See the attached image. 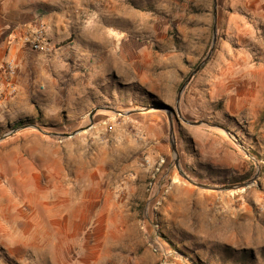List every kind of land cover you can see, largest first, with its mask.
Instances as JSON below:
<instances>
[{
  "label": "rangeland",
  "instance_id": "374dc122",
  "mask_svg": "<svg viewBox=\"0 0 264 264\" xmlns=\"http://www.w3.org/2000/svg\"><path fill=\"white\" fill-rule=\"evenodd\" d=\"M18 42L40 89L33 115L10 110ZM0 45V137L18 128L0 153L14 138L48 142L33 187L0 171V264H264V0H0ZM146 108L160 141L130 120ZM168 115L180 168L239 187L182 178Z\"/></svg>",
  "mask_w": 264,
  "mask_h": 264
},
{
  "label": "crops",
  "instance_id": "0c3cea01",
  "mask_svg": "<svg viewBox=\"0 0 264 264\" xmlns=\"http://www.w3.org/2000/svg\"><path fill=\"white\" fill-rule=\"evenodd\" d=\"M1 46V45H0ZM7 56L14 61L15 64V76L13 78V84L16 89V93L11 96L9 99L10 110H12V115H33L34 107L32 104L27 103V99L30 98L29 94L34 91H38L32 86V77H33V59H32V51L29 50L27 46L23 42H18L12 44L7 50ZM51 50L46 53H42L39 55L42 61H40L39 67L42 68L44 64L49 61L55 59V54H52ZM6 56L4 54V49L0 47V62L2 58ZM38 74V71L36 72ZM47 76V73L43 72V70H39V76ZM47 79V78H45ZM43 83H45L43 81ZM1 85V81H0ZM1 102V101H0ZM1 107V106H0ZM138 117L131 118V121H134V125L138 127L141 131L146 134V138L150 141L156 140L160 141L162 139L161 127L163 125L162 118H160L157 114H152L149 112H137ZM198 134H193L194 138L200 136V132H196ZM15 137V136H14ZM10 147L7 150H2L0 153V171L5 173H11L12 177L9 178L10 183L15 182L17 185L23 188L33 187V158L36 156L33 155L34 148L37 145L43 147L48 145V142L43 143V140H33L28 138H14L9 140ZM69 142V141H65ZM39 143V144H38ZM70 143H73L70 141ZM71 152V149L68 153ZM41 160V168L48 169L47 161L43 159V156H40ZM38 179V177H36ZM36 182V181H35ZM11 183V185H12ZM41 181L36 182V187H40Z\"/></svg>",
  "mask_w": 264,
  "mask_h": 264
},
{
  "label": "water",
  "instance_id": "95a60500",
  "mask_svg": "<svg viewBox=\"0 0 264 264\" xmlns=\"http://www.w3.org/2000/svg\"><path fill=\"white\" fill-rule=\"evenodd\" d=\"M213 34H214V39H215V35H216V26H213ZM212 50V49H211ZM210 50V52H211ZM209 56V55H208ZM207 59V58H206ZM206 59L203 60L196 68L195 70H193L190 75L187 77V79L183 82V84L181 85L179 91H178V96H177V102H179L180 100V97H181V94L184 90V88L186 87V84L188 83V81L191 79V77L193 76V74L195 72H197V70L206 62ZM146 110H149V108H146V109H137V110H134V112H140V111H146ZM133 111L131 112H127V114H130L132 113ZM183 119V118H182ZM168 120H169V134H170V143H171V147H172V151L174 152L175 156H176V159H175V162H176V167L179 171V174L182 176L183 179H185L187 182H189L190 184L198 187V188H201V189H208V190H217V191H221V190H230V189H233V188H237L239 186H236V185H233V186H214V185H208V184H204V183H201V182H198L196 180H194L193 178H191L189 175H187L179 166V163H178V157H177V148H176V141H175V138H174V133H173V119H172V116L168 115ZM184 122L186 123H189V124H192V125H198L200 124L201 122H198V121H190V120H187V119H183ZM17 129L13 130L12 132L8 133V134H4L3 136L0 137V141L3 140L6 136L10 135L11 133L17 131ZM76 132L70 134V135H74ZM254 179L250 180L249 182L243 184L242 186H247L249 183L253 182Z\"/></svg>",
  "mask_w": 264,
  "mask_h": 264
},
{
  "label": "built area",
  "instance_id": "2783aa9c",
  "mask_svg": "<svg viewBox=\"0 0 264 264\" xmlns=\"http://www.w3.org/2000/svg\"><path fill=\"white\" fill-rule=\"evenodd\" d=\"M34 45L37 49H39L41 51L47 50V46L45 43H41V44L40 43H34ZM4 68L6 70V73L8 74V82H7L8 91H9V93L15 94L16 89H15L13 81H12L14 76H15V69H16L14 61L9 59ZM105 128L111 130L112 125L109 124Z\"/></svg>",
  "mask_w": 264,
  "mask_h": 264
},
{
  "label": "trees",
  "instance_id": "16d2710c",
  "mask_svg": "<svg viewBox=\"0 0 264 264\" xmlns=\"http://www.w3.org/2000/svg\"><path fill=\"white\" fill-rule=\"evenodd\" d=\"M103 108L112 109V110L116 109L113 105H105V106H103ZM51 137L56 138V139H63L64 138L63 136H54V135Z\"/></svg>",
  "mask_w": 264,
  "mask_h": 264
}]
</instances>
